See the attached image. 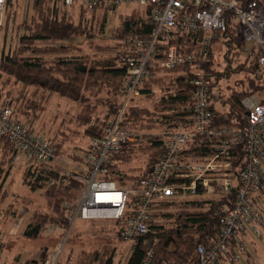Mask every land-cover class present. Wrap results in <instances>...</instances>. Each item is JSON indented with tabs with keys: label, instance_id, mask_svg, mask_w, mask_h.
<instances>
[{
	"label": "built area",
	"instance_id": "1",
	"mask_svg": "<svg viewBox=\"0 0 264 264\" xmlns=\"http://www.w3.org/2000/svg\"><path fill=\"white\" fill-rule=\"evenodd\" d=\"M61 2L68 10L78 4L87 12L135 3L148 13L153 29L150 36L143 37L131 26L122 38L125 49L118 61L126 67L127 82L121 88L124 102L103 134L91 138L83 160L85 166L77 167L81 172L66 166L53 167L52 174L47 175L45 181L49 187L64 189L76 181L82 188L77 199L64 202L69 227L50 224L46 229V234L59 231L65 234L64 238L48 249L44 259L33 264H58L64 243L79 217L114 220L120 237L131 244L130 255L145 240L148 244L141 264H176L158 258L156 239L152 241L146 235L153 225L160 224L157 219L163 205L181 198L202 201L208 208L209 204L215 205L213 210L219 221L216 235L197 244V259L193 264H246V237L264 236V215L260 208L264 191V89L254 90L242 99L245 114L239 124L220 123L210 98L211 91L215 93L220 85L219 78L193 68L209 58L219 32L227 29L231 13L240 24L237 36L245 42L242 52L248 54L250 63L262 67L264 0ZM6 7L7 0H0V22ZM181 36H188L194 48L169 44ZM175 68H191L195 72L188 80L194 86L190 98L178 102V117L169 119L156 136L161 152L148 174L130 184H120L109 178L108 163L126 145L138 143L141 135L122 123L124 111L140 95L147 80L159 77V69ZM14 112L13 106L0 102V137L10 146L14 163L22 160L30 166L66 163L63 152L50 139L21 122ZM0 264L7 263L0 257Z\"/></svg>",
	"mask_w": 264,
	"mask_h": 264
},
{
	"label": "rangeland",
	"instance_id": "2",
	"mask_svg": "<svg viewBox=\"0 0 264 264\" xmlns=\"http://www.w3.org/2000/svg\"><path fill=\"white\" fill-rule=\"evenodd\" d=\"M52 2L49 0L47 3L43 0L39 4L37 0H9L3 22H0V102L14 106L15 117L36 133L50 139L59 151L63 152L66 162L62 164L50 162L38 166H30L24 160L14 163L10 146L0 137V257L7 264L41 259L46 248L53 246V238L56 239L61 232L46 234V229L50 226L46 223H51L54 217L60 216L61 211L60 208L58 209L60 203L49 200L47 196L49 186H37L34 189L30 182L35 180L40 171L53 167L66 166L80 173L81 170L77 167L85 166L83 160L91 146L90 131L102 126L109 119L115 110L118 97L116 92L107 95L104 91L100 96L92 98L84 96L81 100L75 101L45 88L36 89V86L25 81L30 71L24 75L10 65H6L3 59L8 56H40L47 61L60 62L64 59L83 58L88 65L110 62L117 66L116 60L125 49L122 38L129 31L124 29L125 19L130 13L138 14L139 17L136 18L138 19L141 13L145 12L143 7L135 3L122 4L118 9H99L94 12L82 10L78 4L72 10H68L59 3L61 17L65 15L69 22L74 21L77 24V31L70 36V40H26L24 37L35 30L43 14H48ZM144 19L148 21L145 13ZM131 24L135 23L131 22ZM224 41L223 36L215 40L209 58L203 62V64L207 63L211 72L216 73L219 78L220 85L215 88V92L220 93L223 100L236 90L246 88L249 90L251 79L255 76L249 67L253 63H250L248 54L244 52L236 56L226 54ZM60 45L66 46L67 48H63L67 50L50 52L51 49H48L50 46ZM27 46H31V49ZM33 47L39 50L38 54L33 52ZM41 50L46 52L40 54ZM5 60L11 65L14 62L13 58ZM3 65L18 74L4 70ZM200 66L199 64L193 69L197 68L201 71ZM182 73L183 70L159 69L157 73L159 77L150 85L149 92L145 94L141 92L135 98L134 111L132 110L134 113H131L128 125L135 133L141 134L138 137L140 141L139 144L131 142L132 150H126L119 155V160H115L116 163H120L119 175L125 176L123 181L125 184H130V178L141 174L158 154L154 146V143H157L156 136L164 130L169 119H175L179 109L178 102L163 103L161 97L166 88L175 89V85L172 84ZM216 106H221V103L217 102ZM226 108L224 105L221 107V109ZM33 167L35 173H30L29 170ZM80 192L81 188L75 187L66 196L77 199ZM261 195L263 207L260 208L264 215V191ZM206 206V203L191 198L176 199L163 205L157 220L168 230L174 227L176 220L187 212L206 211L214 208L215 205L209 204V208ZM38 221L43 225L39 235L27 236L26 230ZM63 238L64 236L61 240ZM251 239H256L257 242H251ZM245 244L252 250V254L246 255L250 260L248 264H264V236L258 238L250 235L246 237ZM112 250L116 254L114 264H125L130 255L131 244L120 237L115 221L85 220L79 217L70 230L68 240L64 243L58 264L87 263L98 253L100 259L104 260Z\"/></svg>",
	"mask_w": 264,
	"mask_h": 264
},
{
	"label": "trees",
	"instance_id": "3",
	"mask_svg": "<svg viewBox=\"0 0 264 264\" xmlns=\"http://www.w3.org/2000/svg\"><path fill=\"white\" fill-rule=\"evenodd\" d=\"M8 1L9 0H7V3ZM42 1L43 0H37L39 4H41ZM45 1L47 3L49 2V0ZM52 1V4L49 5L50 11L48 12V14H43L42 19L37 24L35 30L31 34H28L24 37L26 40L35 41L38 39H55L65 41L70 40V36L75 31H77V24L74 21L69 22L65 18V15L61 17V9L59 6V3H62L61 0ZM144 13L146 15L148 14L146 11ZM144 13L142 12L141 17L138 19H136L137 17H139L138 14H128L129 17L125 19L124 29L130 30V27L132 26L136 28L135 31L141 36H150L153 25L144 19ZM131 22H134L135 24H131ZM239 28L240 24L234 21V16L232 17L231 13L228 19L226 31L219 32L220 35L217 38L219 39L220 36H223L225 38L224 46H226V54L229 53L236 56L240 52H242L245 42L238 39L237 31ZM172 43L182 44V46L186 49L194 48V43L190 42V38L188 36H181L178 40H170L169 44ZM27 47L31 49V46ZM63 47L66 46H50L48 47V49H51L50 52L52 50L54 52H65L67 49ZM212 48H214V46H212L211 49ZM32 50L35 54L39 53V50H36V48L34 47L32 48ZM99 50H104V48H99ZM43 52L46 51L41 50L40 54ZM6 58L14 59L12 65L9 62H6ZM6 58L3 59V62L6 65H10L16 71H19L24 75H27V71H30V73L28 74L29 76L26 77L25 81H27V83L30 85L36 86V89L45 88L75 101L81 100L84 96L88 98L100 96L104 91H106L107 95L114 94L116 92L118 100H116L115 110L113 111L109 119L105 121L104 124H102V126L95 127L90 131L91 138L102 135L104 132V128L116 119L122 108L124 96L121 93V88L127 82V74L126 67L122 66L118 60H116V63L118 65L115 66L110 62H108L107 64L99 62L96 65L90 63L91 65H88V62L83 58L64 59L60 62L47 61L40 56H8ZM200 65L201 70L215 76V78L218 79L217 75H215L216 73L211 72V68L207 63L203 64L202 62L200 63ZM249 67H251L253 73L255 74L254 79H251L252 81L249 90L247 88L236 90L224 100L222 99V95L220 93H214L211 91L210 98L213 101V111L220 123L239 124L245 114V110L241 104L242 99L249 93H251L252 89H264V65L260 67L258 63H253L252 65H249ZM3 69L14 74L17 73L15 72V70H10L9 68L4 67V65ZM182 70H184L182 75L176 78L172 84L175 85L174 88L177 90L166 88L161 97L163 103L174 104L176 102L190 98V94L192 93V89L194 88V86L190 84L188 80L192 76H195V72L191 68H175L170 71ZM91 77H97V79H90ZM156 79L157 78H151L150 80H147L144 87L141 89V92L143 94L149 92V90L151 89L150 85L153 84ZM134 100L127 105L124 111L122 121L123 124L128 125L130 123V115L134 111L133 108L135 107V105H133ZM214 101H219L221 103V106L217 107L214 104ZM5 105H10V103H6ZM223 105L227 108L221 109ZM178 115L179 114L176 113L175 118H177ZM130 145L131 144L126 145L121 153L115 155L114 157L112 156L108 163L110 168L109 178L118 181L120 184L124 183L123 181L125 180V176L119 175L121 171L120 163H116L115 160H119V155H122L126 150H132V148H130ZM154 146L158 151L156 157L152 159L151 163L147 167H145L144 171L141 174L131 177L130 181L148 174V172L151 170L161 152L160 143H154ZM29 172L35 173L33 168H30ZM51 174V168L49 170L45 169L43 171H40V174H38L35 177V180L30 183L32 184L34 189H36L37 186L47 185L45 179H47V175ZM75 187L82 188V184L76 181H72V183L64 189L49 187L50 189H48L47 191V196H49V200L51 202L56 201L57 204L60 203L58 209L60 208L61 214L60 216L54 217L50 221L51 223L47 222L46 225L57 224L62 226L64 229L69 227L70 221L66 215V211L63 205L66 200H75L66 196V194L70 192L71 189L74 190ZM162 224L163 223L153 225L152 230L146 235V237L150 238L152 241L153 239H156V251L158 258H165L175 262L176 264H193L197 259V244L199 242L210 239L219 231V221L217 216L214 214L213 208L206 211L202 210L197 212H187V214L183 215L182 218H178L176 220L174 227L168 228V230H166L167 228H165L164 224ZM30 227L29 230H26L25 234L27 236L37 237L42 230L43 225L42 222L38 221L36 222V224L30 225ZM64 235V233H60V235L56 237V239L53 238L52 243L54 244L58 239L61 240ZM68 238L69 235L67 237V240ZM147 244L148 243H146L145 240L142 239L138 246L135 248L134 252L128 258L126 264H141L146 253ZM47 252L48 248H46L41 259L45 258ZM115 255V251L112 250L111 253L106 256L104 260H102L100 259L101 257L98 253L92 259V261L83 264H95L96 262H100V264H113ZM35 261L36 260H30L26 261V263L33 264ZM78 264H81V262H79Z\"/></svg>",
	"mask_w": 264,
	"mask_h": 264
},
{
	"label": "crops",
	"instance_id": "4",
	"mask_svg": "<svg viewBox=\"0 0 264 264\" xmlns=\"http://www.w3.org/2000/svg\"><path fill=\"white\" fill-rule=\"evenodd\" d=\"M118 8H119V7H118ZM118 8H117V9H118ZM250 241H251V242H254V243L257 242L256 239H253V240L251 239ZM247 246H248V245H247ZM249 253L252 254V250H250V249H249V246H248V252H247L246 255H248ZM253 256H254V252H253ZM249 261H250V260H249V258H248V256H247V258H245V263L248 264Z\"/></svg>",
	"mask_w": 264,
	"mask_h": 264
},
{
	"label": "bare ground",
	"instance_id": "5",
	"mask_svg": "<svg viewBox=\"0 0 264 264\" xmlns=\"http://www.w3.org/2000/svg\"><path fill=\"white\" fill-rule=\"evenodd\" d=\"M117 230V229H116ZM38 260V259H37Z\"/></svg>",
	"mask_w": 264,
	"mask_h": 264
}]
</instances>
